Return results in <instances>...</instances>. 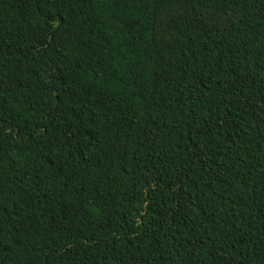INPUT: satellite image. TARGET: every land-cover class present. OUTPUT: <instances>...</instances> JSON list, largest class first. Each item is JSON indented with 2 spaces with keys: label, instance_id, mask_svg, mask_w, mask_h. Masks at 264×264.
<instances>
[{
  "label": "trees",
  "instance_id": "trees-1",
  "mask_svg": "<svg viewBox=\"0 0 264 264\" xmlns=\"http://www.w3.org/2000/svg\"><path fill=\"white\" fill-rule=\"evenodd\" d=\"M0 264H264V0H0Z\"/></svg>",
  "mask_w": 264,
  "mask_h": 264
}]
</instances>
